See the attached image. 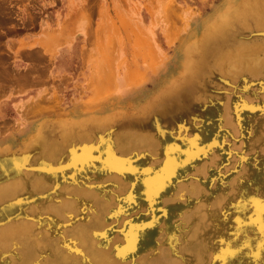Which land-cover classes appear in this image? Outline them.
Returning a JSON list of instances; mask_svg holds the SVG:
<instances>
[{
  "label": "bare ground",
  "instance_id": "6f19581e",
  "mask_svg": "<svg viewBox=\"0 0 264 264\" xmlns=\"http://www.w3.org/2000/svg\"><path fill=\"white\" fill-rule=\"evenodd\" d=\"M196 25L178 62L191 70L170 71L135 116L84 105L0 144V264H264V0H223ZM177 95L190 109L174 115Z\"/></svg>",
  "mask_w": 264,
  "mask_h": 264
},
{
  "label": "rangeland",
  "instance_id": "374dc122",
  "mask_svg": "<svg viewBox=\"0 0 264 264\" xmlns=\"http://www.w3.org/2000/svg\"><path fill=\"white\" fill-rule=\"evenodd\" d=\"M222 2L0 0V144L13 138L12 148L17 149L21 135L39 117L59 112L69 121L72 118L67 114L80 111L84 105L113 107V110L119 107L123 108L122 116H135L141 106L139 102L146 98L149 90L165 83L170 71L183 67L191 70L188 65L178 64L182 51L189 53L197 48L200 39L189 42L196 32V23L207 18ZM204 36L207 40V35ZM250 39L251 36L246 37ZM188 59L197 67L211 62L210 55L201 61ZM99 68L111 69L117 81H109L107 77L108 81H102L105 76L98 74ZM187 80L191 89L198 88L204 93L196 81L198 75L191 74ZM178 91L176 88L175 95ZM176 97L182 101V95ZM189 104V99L185 98L172 114L182 109L189 111ZM31 111L34 112L32 117ZM217 131L220 135L224 133L223 129L217 128ZM233 140L239 143L238 137ZM225 148H222V163L227 161ZM251 157L249 155L246 161ZM187 169L180 170L174 179ZM233 174L231 167L221 168L220 172L211 171V176L205 179L206 186L211 184L213 177L219 185L220 180H227ZM234 188L235 184L229 185L225 200L230 201ZM192 201V207L201 202L196 197ZM183 223L180 235L187 226ZM200 224L197 221L194 225ZM165 235L162 232V236ZM157 239L160 240V236ZM141 243L142 240L137 253L144 249Z\"/></svg>",
  "mask_w": 264,
  "mask_h": 264
}]
</instances>
